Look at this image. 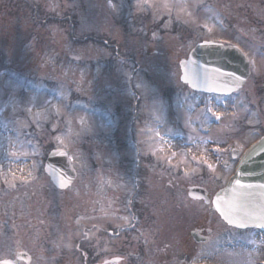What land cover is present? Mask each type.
<instances>
[{
	"label": "rangeland",
	"instance_id": "rangeland-1",
	"mask_svg": "<svg viewBox=\"0 0 264 264\" xmlns=\"http://www.w3.org/2000/svg\"><path fill=\"white\" fill-rule=\"evenodd\" d=\"M32 1L44 25L27 6L14 15L0 5V249L30 239L50 264L73 239L81 249L96 224L112 231L108 257L126 263L181 264L183 236L185 264L264 260L251 230L227 227L187 195L201 186L211 197L232 173L228 149L264 133V0ZM217 40L238 45L251 68L225 99L179 78L178 61ZM208 105L219 121L205 118ZM53 148L65 149L77 172L66 190L40 165ZM195 227L213 237L194 243ZM218 234L244 239L218 251Z\"/></svg>",
	"mask_w": 264,
	"mask_h": 264
},
{
	"label": "water",
	"instance_id": "water-1",
	"mask_svg": "<svg viewBox=\"0 0 264 264\" xmlns=\"http://www.w3.org/2000/svg\"><path fill=\"white\" fill-rule=\"evenodd\" d=\"M214 43L222 45V47L206 46ZM179 66L181 71L180 80L183 83H186L195 91L213 94H231L243 85L250 73L249 60L239 47L224 45L215 41L197 43L191 49L187 58L179 61ZM221 69L225 78L232 73L238 74L237 79H241L242 82L236 90H233L230 83L216 79L214 74ZM206 75L214 89L212 92L207 89ZM262 145H264V135L241 155L234 174L229 178L227 184L213 195L211 201L207 190L201 186H191L188 190V196L193 199H203L207 204L211 202V209L215 210L225 222L226 220L220 214L221 212H227L234 219H247L246 212H258L260 206L264 205V188L260 187L264 185V154H262L264 150L258 151ZM45 172L58 189L67 188L76 178V171L64 149H53L49 152L45 162ZM237 179L241 185L246 186L243 189L241 198L234 196L232 191L234 187L239 186L235 184ZM232 206H235L237 210L234 211ZM247 227L256 226L249 223L238 228ZM209 232L210 230H208ZM191 234L197 242L207 238L196 231H192ZM0 264L6 263L0 262Z\"/></svg>",
	"mask_w": 264,
	"mask_h": 264
},
{
	"label": "flooded vegetation",
	"instance_id": "flooded-vegetation-1",
	"mask_svg": "<svg viewBox=\"0 0 264 264\" xmlns=\"http://www.w3.org/2000/svg\"><path fill=\"white\" fill-rule=\"evenodd\" d=\"M13 2L14 0H0L1 8L2 10L6 12V14L12 12L14 8H16L13 6ZM227 157H228L229 165L233 163L235 164L234 166L235 168L238 162L239 156L236 158H233V155L231 154V150H230L227 153ZM44 161H45V157L40 159V162H41L40 165H42V169L44 167ZM55 214L58 215V211ZM12 222L13 221L10 219L8 223L5 225V230L7 232L6 240H11V241H12L13 226H9V225H11ZM71 222L72 224L74 223L73 217H71ZM93 226H97V225L92 224L90 226L92 229H90L89 235L88 236L84 235V237H87V238L82 239V240L88 241V244H87L88 249L85 250L86 254L83 253L84 251H82V249L80 248L77 249L76 239H73L75 241H74V244L73 242L71 243L70 249H59L56 252V254H53V255L52 253L49 254V258L51 259L50 264H79V258H78L79 254H81L82 256L84 255L85 258L91 257V259H93L94 261L91 262L90 264H109L110 261L112 264H136V260H134L133 262L126 263L123 257L110 260L106 252V247H108V242H109L108 241L109 233L108 231L103 230V227L98 226L96 228ZM123 228L124 227L119 228L118 234L119 232H122ZM253 230L255 232L253 236L260 241H264V233L260 232L257 229H253ZM220 235L221 234L217 235L218 236L217 238H219V240L217 241V245H216L218 248V251L225 246L227 247V249L237 248L238 242L240 241V239L241 240L244 239V238H240L238 240L233 241L232 239H228V238L223 239V235L222 236ZM240 235H245V234H240ZM202 243L206 244L207 241L202 242ZM29 248H34V250H30ZM39 249H40V243L37 244L36 246H33L32 240L30 241V239H27L25 246L17 245L16 247L11 246L10 248H6V249L1 248L0 249V262H5L6 264H41L39 256H41V258L44 259L46 258V255L42 253ZM182 250H183L182 252L184 253V256H182L180 262L181 264H185V236L182 237ZM100 258H102V260H100ZM258 261L263 262L262 260L259 259L256 261V264Z\"/></svg>",
	"mask_w": 264,
	"mask_h": 264
},
{
	"label": "snow or ice",
	"instance_id": "snow-or-ice-1",
	"mask_svg": "<svg viewBox=\"0 0 264 264\" xmlns=\"http://www.w3.org/2000/svg\"><path fill=\"white\" fill-rule=\"evenodd\" d=\"M210 47H222V45L219 44H211V45H206ZM215 77L217 80L223 81L225 83H230L233 86V90H236V88L241 84L242 80L237 79L238 74L237 73H232L229 74L226 78L223 75V70H218L215 72ZM206 81V86L209 92L214 91L211 81L208 79V76L206 75L205 77ZM206 119H211L214 118L215 120L219 121L221 119V116L212 108L211 105H208L207 107V114H206ZM264 150V145L261 146V149H258V151ZM262 154H264V151H262ZM207 160V157L204 158ZM211 170V169H210ZM236 185H239L238 187L233 188V195L236 197L241 198L243 195V189H245V185H241L240 181L237 179L235 181ZM250 187V186H248ZM261 188H264V185L260 186ZM233 210H237L235 206H232ZM219 210V209H218ZM222 217L226 220V222L231 225V226H236V227H244L247 224H252L260 229H264V205L260 206L259 211L255 213H245V216L247 219H234L233 216L229 215L227 212H221L220 213Z\"/></svg>",
	"mask_w": 264,
	"mask_h": 264
},
{
	"label": "trees",
	"instance_id": "trees-1",
	"mask_svg": "<svg viewBox=\"0 0 264 264\" xmlns=\"http://www.w3.org/2000/svg\"><path fill=\"white\" fill-rule=\"evenodd\" d=\"M24 2L27 3L26 6L29 7V9L31 8V10H32V17L34 18V20H36L37 23L39 22L41 25H44L45 21H47V18H46V16H44L43 18H39L38 17V10H39V8H38V6L36 4H34V1H32V0H24ZM13 6L14 7H18V5L15 2H13ZM13 13H14V15H17L16 9L13 11ZM11 14H12V12H11ZM49 19L50 18H48V20ZM17 77H19V75ZM135 101H136V99H135ZM70 103H72V100L70 101ZM70 103L68 105H70ZM133 113H134V109H133ZM135 113H136V111H135ZM130 126H132V124ZM137 172H139V171L134 170V176L136 175ZM84 243L85 244H88V241L85 240ZM84 243L83 242H79V245H80L79 247H81L82 250H87L88 249V246L85 247V244ZM82 258H85V257L83 256ZM91 260L92 259H90L89 257H87V261H91Z\"/></svg>",
	"mask_w": 264,
	"mask_h": 264
}]
</instances>
